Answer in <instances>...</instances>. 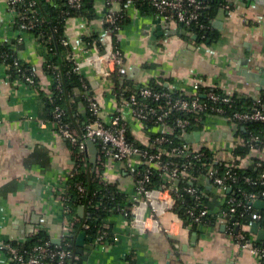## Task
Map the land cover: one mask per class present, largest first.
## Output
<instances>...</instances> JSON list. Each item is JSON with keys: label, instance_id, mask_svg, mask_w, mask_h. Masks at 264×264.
<instances>
[{"label": "crops", "instance_id": "1", "mask_svg": "<svg viewBox=\"0 0 264 264\" xmlns=\"http://www.w3.org/2000/svg\"><path fill=\"white\" fill-rule=\"evenodd\" d=\"M230 3V9L218 8L212 19L216 39L211 43L195 41V35L184 25L171 24L162 29L154 12L142 13L128 6V20L117 33L128 76L134 83L158 82L185 95L193 93L192 81L197 79L202 85L257 98L264 90V0ZM94 7L96 17L87 20L74 15L65 22L64 33L76 59L87 54L86 36L96 33L104 39L105 0H94ZM111 8L118 10L120 3H112ZM13 19L6 0H0V44L15 39V55L30 65L36 83L10 78L7 67L0 62V245L26 240L41 230L50 238L66 232L69 222L62 192L66 175L74 166L70 145L55 131L43 103V95L50 93V76L42 68L44 44L33 32L15 28ZM97 46L92 41L90 51L101 54L103 50ZM81 73L104 117H109L115 106L109 78L102 77L91 64L83 65ZM77 111L84 112L81 103ZM125 116L131 134L144 141L148 132L143 124L127 112ZM207 120L198 130L205 146L219 156L226 155L239 124L222 117ZM252 156L264 158V152L251 150L240 165L251 164ZM101 175L116 182L129 197L133 195L132 172L123 162L109 159ZM207 189L221 194L219 188ZM220 201H212V207ZM153 214L145 200H138L131 208L133 221L122 211L111 213V228L104 242L93 246L87 239L78 245L84 252L83 262L261 264L250 250L237 245L224 217L208 224L188 225L172 210ZM0 264H10L1 246Z\"/></svg>", "mask_w": 264, "mask_h": 264}, {"label": "built area", "instance_id": "2", "mask_svg": "<svg viewBox=\"0 0 264 264\" xmlns=\"http://www.w3.org/2000/svg\"><path fill=\"white\" fill-rule=\"evenodd\" d=\"M80 1L67 0L68 4L73 7H78ZM122 1H126L128 6L134 8H136V1L146 2L153 8L155 15L158 17L157 19L170 25L181 22L183 25L196 24L200 29L207 27V24L201 20V14L207 0H105L107 11L102 18V23L107 22L108 24L103 27L104 44L96 48L103 50V52L101 54L91 52L89 48L91 42L86 41L84 49L87 54L84 58L76 59L71 52L66 54V59L73 63V69L83 77L81 93L86 101L85 106L89 111V118L85 117L79 127L74 126L63 119V109L55 106L50 121L55 131L75 148V159L84 166L87 165V161L90 164L86 141L91 139L97 149L94 168L97 165L104 168L109 159H114L123 162L125 167L131 170L134 180L133 195L130 197L128 195L131 203L120 210L130 220L133 205L138 200H145L150 203L155 214L163 210H172L181 220L184 222L187 220L186 224L188 225L208 224L209 214L214 212L216 217H224L226 211L221 206L213 208L205 206L204 198L196 193V186L204 184L211 187L214 185L222 189L231 187V190H233L232 184L238 183L241 177L230 165L232 161L231 152L224 157L226 164L222 165V157L212 148L205 146V140L201 137L202 134H200L198 140L187 142L182 138L183 133L198 131L195 129L188 130V128L196 123L203 124L208 121V118L222 117L237 123L247 120L264 121V104L260 102L258 96L256 104L251 109H234L231 113L225 115L226 111L223 105L234 102L239 94L219 91L214 89L215 86L199 92L200 83L197 79L192 81L193 93L190 95H183L181 92L177 94L174 89L168 86L157 87L147 83H134L128 95L124 93V90L112 89L113 82L110 80L112 71L115 70L121 75L127 74L123 64V52L117 40H113L110 33L111 28L120 29L119 25L115 24V20L120 14L116 12L117 10L112 9L111 5L114 2L120 3ZM6 2L9 9L14 13L13 23L16 19L20 20V29L28 30L36 23L37 17L31 8L34 3L33 0H26L27 7L32 11L30 17L19 13L16 9L17 4L25 2V0H6ZM223 8L230 9V3L223 4ZM62 43L69 45L66 35L62 38ZM4 54L0 51V56H4ZM3 64L7 68L12 65L20 71L22 61L15 55L11 62ZM87 64H91L97 73L110 80L111 94L115 106L109 117H104L101 106L81 73L82 66ZM47 66L52 70V75H49L50 85L54 84L58 88L60 84L58 65L48 63ZM31 73H33L32 70ZM18 81L30 85L36 83L33 74H23ZM125 112L142 124L152 123V127H156V132L153 136L146 137L144 145L136 144L129 137L127 133L129 124ZM177 112L182 113V115ZM175 130H178L176 134L179 142H172L170 134H173ZM231 138L237 142L243 140L240 135L235 134H232ZM255 138L257 136H252L251 140ZM164 144H167V146H164ZM208 150H211L210 154L207 153ZM251 162L260 165L258 160H252ZM201 164H204V167L201 168ZM74 167L75 161L72 170L66 175V179L72 175ZM242 179L249 183L259 182L264 184V171H261L258 177L244 175ZM192 180H195V182ZM179 181L183 183L181 188L178 186ZM186 181L188 183H185ZM149 182H152L153 186H147ZM77 191L80 195L83 194L84 186L81 183L77 184ZM235 192L233 190L232 194H235ZM66 193L67 186L65 183L62 192L65 211L67 209L64 203ZM185 193L195 195L194 203L186 208L185 217H182L174 208V202L176 199L183 200ZM244 196L248 199L247 203L240 200L236 201L234 196L221 197V202L241 206L240 214H244L252 206L249 201L254 199L264 200V189L260 190L259 194L257 192H244ZM250 216L253 221H257L256 219L260 217V214L257 211H251ZM233 223V227L229 226V234L234 241L241 248L250 250L260 259V256L264 255V248L261 245L254 244L252 238H247L245 233L239 230L238 221L235 220ZM235 224L238 225L237 229H235ZM107 226V222H103L99 226L98 235L94 242H90L93 246L107 239L109 236ZM258 226L260 225L258 224ZM73 230L72 224L69 222L66 232L60 236V241L56 243L52 242L51 239L29 245H16L11 241H5L0 246L5 250L9 262L12 264H70L69 260L73 254L67 247V243H62V239L64 235L71 234ZM82 264L85 263L82 261Z\"/></svg>", "mask_w": 264, "mask_h": 264}, {"label": "trees", "instance_id": "3", "mask_svg": "<svg viewBox=\"0 0 264 264\" xmlns=\"http://www.w3.org/2000/svg\"><path fill=\"white\" fill-rule=\"evenodd\" d=\"M28 1V0H27ZM231 0H207V4L202 11L201 20L207 24L205 29H200L196 24L184 25L191 33L195 35V41H204L209 42L214 41L216 39L215 34L213 33L212 28V19L218 10V8L223 7V4L226 2L230 3ZM33 5L31 8L35 12V16L37 17L36 23L29 27L28 30L33 32L36 37H38L44 47L46 49L45 60L42 64V68L44 73L48 75H52V70L48 63L57 64L58 65V74L60 76V84L59 87L56 88L54 84L50 85V93L43 95V103L48 114V118L52 119V112L55 106H59L64 111L63 119L69 122L70 124L79 127L81 125V121L85 119V117L89 118V111L87 110L85 104L86 101L84 99L82 90V75L73 69V63L70 60L66 59V54L70 53V46L62 43V38L65 36L64 27L65 22L69 16L81 15L85 19L90 20L97 16L94 0H81L80 5L78 7L70 6L67 0H33ZM231 6V3H230ZM135 7L142 13H150L154 12L153 8L148 5L146 2H135ZM128 8V4L126 1L120 2V8L116 11L120 14L119 17L116 18L115 24H118L121 27L127 20L128 15L126 14V10ZM17 11L21 14H24L28 17L31 16L32 11L27 7L26 0L25 2H20L16 7ZM19 19H16L14 23V27L20 29L19 27ZM107 22H103L102 26H107ZM112 25V24H111ZM119 29L111 28L110 33L113 40H117V33ZM85 40L89 43L94 41L98 46H103L104 39H102L96 33L90 34L85 37ZM15 39L11 41H3L0 44V51L4 52V56H0V62L9 63L12 58L15 56ZM7 73L10 78H22L23 74H33L31 73V68L28 63L22 62L21 70H17V68L12 65L7 68ZM33 77L36 81V76L33 74ZM110 80L113 82L112 89L124 90V93L128 95V93L132 90V86L134 82L128 74L121 75L115 70L110 74ZM149 85L157 86V87H165L162 83L151 81ZM89 86V85H88ZM213 85H202L199 86V92L203 91ZM214 87V86H213ZM214 89L221 91L216 86ZM175 93L179 94L180 90H175ZM184 95V92H181ZM234 93V92H233ZM236 94V93H234ZM260 102L264 104V90L259 94ZM256 102V98L239 94L236 97L234 102L224 104L225 115L231 113L234 109L239 110H249L251 109ZM81 103L84 108V112L80 113L77 111V105ZM181 114L180 112H177ZM239 126L236 129L235 135H240L243 138L242 141L237 142L236 140L231 143L230 151L227 152L226 155H221L222 157V165L226 164L224 161V157L228 156L231 152V167L235 169L238 176L241 177V180L238 183L232 184L233 190H235V194H232V191H227L226 189H222L220 187L212 185L213 188H219L221 190V194L217 195L212 190H208L206 185H198L197 194H200L201 197L204 198L205 206L209 208L212 207V201L217 199L221 200V197H230L234 196L236 201L240 200L243 203H247L248 199L244 196V192H257L259 194L260 190L264 189V184L258 183H249L245 182L242 179V176L249 175L252 177H258L261 171H264V158L254 157L252 159L258 160L260 165H256L251 162L246 166L240 165V160L249 155L251 150L258 149L264 152V121L261 120H247L245 122H239ZM152 123H143V127L148 132L146 137H151L154 135L156 130L151 129ZM202 128L201 123H196L189 129L200 130ZM178 130H175L171 135L172 142H179L178 135L176 134ZM129 137L139 145H144V141L140 140L134 134H131L130 129H128ZM252 136H257V138L251 140ZM69 143V141H67ZM70 149L72 151V158L75 161V167L73 169L72 175L68 176L66 179L67 193L65 196V216L68 222L72 224L73 227V236L70 234L64 235L62 239V243H67V247L72 251V257L70 258V264H82L84 252L81 246L75 244L74 234L78 233L81 229L84 228L85 233L90 236V242H94L96 236L98 235V228L103 222H107L108 230L110 231L111 222L108 219V216L111 213L120 211L124 206L129 205L130 198L128 199L127 192L121 190L119 186H117L116 182L110 181L108 179H104L101 176V171L103 169L102 166H96L92 168L91 165L86 162L87 165H83L75 159L73 146L69 143ZM167 146V144H164ZM208 154L211 153V150L207 151ZM201 168L204 167V164H201ZM195 182V180H192ZM81 183L84 186L83 194H79L77 191V184ZM185 183H188L187 181ZM182 181H179L178 186L182 187ZM147 186H153L152 182L147 183ZM194 195L185 193L183 196V200L176 199L174 202V208L178 214L182 217H185L186 208L194 203ZM212 200V201H210ZM82 205L83 213L80 216L78 214V207ZM97 205V206H94ZM217 206H221L225 209L226 214L224 216L226 224L230 227L234 225L233 221H238L239 230L243 231L247 238H252L254 244L261 245L264 248V236L262 238H258L256 234L250 231V224L253 219L250 216L251 211H257L260 214V217L257 220L258 224L264 228V207L256 208L254 206H250L248 212L246 211L244 214H240L241 206L231 205L227 202H219L216 204ZM231 207H234L233 209ZM232 217L234 219H232ZM216 214L213 212L209 214V223H212L216 219ZM187 220H185L186 222ZM249 226L248 228H245ZM254 235V236H253ZM50 239V236L47 235L44 231H38L32 234L29 238L23 241L12 240L11 242L16 245H29L35 242L44 241ZM261 264H264V255L260 256ZM10 264H12L10 262Z\"/></svg>", "mask_w": 264, "mask_h": 264}, {"label": "water", "instance_id": "4", "mask_svg": "<svg viewBox=\"0 0 264 264\" xmlns=\"http://www.w3.org/2000/svg\"><path fill=\"white\" fill-rule=\"evenodd\" d=\"M156 21H157V23L159 24V26L162 29L169 28V26H170L169 23H166V22H164L162 20L156 19ZM178 25L182 26L183 24L181 22H179ZM199 137H200V132L199 131H194L192 133L185 132V133H183V136H182L183 140L187 141V142H190V141H193V140H198ZM86 143H87L88 159H89V162L91 164V167L94 168L95 163H96L97 149H96L95 143L91 139H88L86 141ZM226 190L227 191H231V187H227ZM232 193H233V191H232ZM249 203L252 206L256 207V208H263L264 207V200L263 199H254V200L249 201ZM82 213H83V207H82V205H80L78 207V214L81 216ZM237 227H238V225L235 224V229H237ZM250 231L255 233L258 238H261L263 236V234H264V228L258 226V222L257 221H252L251 222ZM70 235L73 236L72 233ZM50 239H51L52 242H55V243L60 241V237L59 236L56 237V238H50ZM87 239L91 240L90 236L86 235L85 230L83 228L75 236V244L76 245H83L85 240H87Z\"/></svg>", "mask_w": 264, "mask_h": 264}]
</instances>
